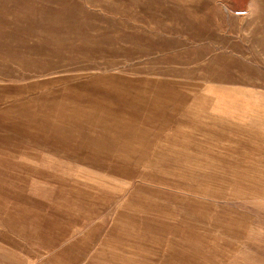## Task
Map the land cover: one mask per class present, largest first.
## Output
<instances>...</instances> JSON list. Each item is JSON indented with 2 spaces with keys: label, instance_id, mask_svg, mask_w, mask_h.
Listing matches in <instances>:
<instances>
[{
  "label": "rangeland",
  "instance_id": "374dc122",
  "mask_svg": "<svg viewBox=\"0 0 264 264\" xmlns=\"http://www.w3.org/2000/svg\"><path fill=\"white\" fill-rule=\"evenodd\" d=\"M71 238L264 264V0H0V264Z\"/></svg>",
  "mask_w": 264,
  "mask_h": 264
},
{
  "label": "crops",
  "instance_id": "0c3cea01",
  "mask_svg": "<svg viewBox=\"0 0 264 264\" xmlns=\"http://www.w3.org/2000/svg\"><path fill=\"white\" fill-rule=\"evenodd\" d=\"M112 177H115L114 175ZM130 195V194H129ZM113 196V193L111 194ZM80 238H71L69 248V253L66 254L64 257H66L67 262H72L73 264H108V263H102L100 261V258L102 257V254L98 252L97 247H87L86 242H79ZM68 249V248H67ZM54 256L60 257L63 256V254L53 253Z\"/></svg>",
  "mask_w": 264,
  "mask_h": 264
},
{
  "label": "bare ground",
  "instance_id": "6f19581e",
  "mask_svg": "<svg viewBox=\"0 0 264 264\" xmlns=\"http://www.w3.org/2000/svg\"><path fill=\"white\" fill-rule=\"evenodd\" d=\"M226 9V8H225ZM227 11H228V9H227ZM222 94V93H221ZM1 186H4V185H1ZM3 189V188H2Z\"/></svg>",
  "mask_w": 264,
  "mask_h": 264
}]
</instances>
